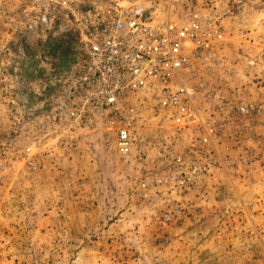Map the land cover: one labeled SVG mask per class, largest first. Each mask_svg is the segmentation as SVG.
<instances>
[{
	"label": "rangeland",
	"instance_id": "1",
	"mask_svg": "<svg viewBox=\"0 0 264 264\" xmlns=\"http://www.w3.org/2000/svg\"><path fill=\"white\" fill-rule=\"evenodd\" d=\"M67 1L0 0V264H264V0H193L225 15L214 143L150 114L128 158L100 120L54 114L81 53L72 14L88 10ZM170 156L213 171L145 199L142 183L178 169Z\"/></svg>",
	"mask_w": 264,
	"mask_h": 264
},
{
	"label": "built area",
	"instance_id": "2",
	"mask_svg": "<svg viewBox=\"0 0 264 264\" xmlns=\"http://www.w3.org/2000/svg\"><path fill=\"white\" fill-rule=\"evenodd\" d=\"M44 1L43 9L49 3L63 8L69 4ZM83 2L88 10L72 14L82 36L81 53L76 68L59 84L56 119L72 129L93 128L100 120L115 133L116 152L122 158L132 155L134 133L150 114L166 116L177 136L197 132L199 143L211 146L217 128L206 113L207 105L221 96L215 72L225 42V15L209 11L208 4L199 8L193 0ZM170 157L178 169L168 178L142 183L145 199L149 190L168 185L170 179L188 188L213 171L207 163L184 168L182 157Z\"/></svg>",
	"mask_w": 264,
	"mask_h": 264
}]
</instances>
